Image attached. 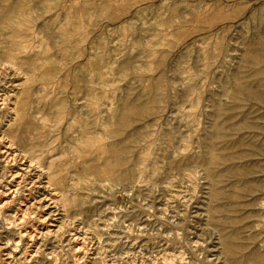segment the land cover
<instances>
[{
  "label": "rangeland",
  "instance_id": "obj_1",
  "mask_svg": "<svg viewBox=\"0 0 264 264\" xmlns=\"http://www.w3.org/2000/svg\"><path fill=\"white\" fill-rule=\"evenodd\" d=\"M23 2L0 25V264H264V0ZM54 66L76 84L43 80ZM130 102L149 112L117 139L114 183L73 134L114 142Z\"/></svg>",
  "mask_w": 264,
  "mask_h": 264
},
{
  "label": "bare ground",
  "instance_id": "obj_2",
  "mask_svg": "<svg viewBox=\"0 0 264 264\" xmlns=\"http://www.w3.org/2000/svg\"><path fill=\"white\" fill-rule=\"evenodd\" d=\"M202 1V0H201ZM237 2H239V1H237ZM244 2V1H243ZM243 2H241V3H243ZM238 4H240V3H238ZM24 2H23V0H19V2H17V3H14V4H12V3H10V4H8L6 7H2V5H0V25H2V24H4V23H7V24H10L11 22H12V17L16 14V13H19V12H21L22 11V9L24 8ZM235 12V11H234ZM233 13V12H232ZM231 13V14H232ZM236 13V12H235ZM224 14V13H223ZM29 15V14H28ZM218 15V14H217ZM229 16H230V14H229ZM35 18V17H34ZM213 18H214V16H213ZM231 18H233V17H231ZM209 20H212V19H209ZM215 20H217V19H215ZM213 21V20H212ZM213 23V22H212ZM173 29H175L174 27H173ZM260 34V33H259ZM256 38V37H255ZM255 40H258V39H255ZM174 43V42H173ZM263 43H264V41H263ZM174 46V45H173ZM263 48V47H262ZM152 49V48H151ZM151 49L149 50L150 51V54H151ZM204 49V48H203ZM251 49V48H250ZM202 50V49H201ZM254 50V49H253ZM252 50V51H253ZM256 50V49H255ZM254 50V51H255ZM257 53V52H256ZM262 53V52H261ZM245 54V53H244ZM257 55V54H256ZM262 55V54H261ZM263 56V55H262ZM261 56V57H262ZM246 59V58H245ZM254 59H258V58H254ZM248 60V59H247ZM66 61V60H65ZM254 61V60H253ZM55 62V61H54ZM54 62H52V64L54 63ZM51 64V63H50ZM59 64H61V63H59ZM53 65H55V64H53ZM52 65V66H53ZM66 65V64H65ZM250 65V64H249ZM261 65V64H260ZM259 65V66H260ZM189 66V65H188ZM253 66V65H252ZM256 66V65H255ZM257 66H258V62H257ZM249 67H251V66H249ZM65 69V68H64ZM63 71V69H62V67H58V66H54V67H52L51 68V70H49V71H46L45 72V75H44V78H43V80H48V81H54V79H56V77H60V78H64V79H67L68 77H70V76H73V78H74V84H76V80L78 81V75H77V73L76 72H74V74H70V72H69V69L67 68V71H66V69H65V73H63L62 72ZM71 71V70H70ZM259 71V70H258ZM33 73V72H32ZM29 77H32V78H35V73L34 74H31V76H29ZM42 78V77H41ZM33 80V79H32ZM69 80V79H68ZM236 81V80H235ZM158 82H159V80H158ZM67 83V82H66ZM65 84V83H64ZM244 84V83H243ZM64 86V85H63ZM249 86V85H248ZM253 86V85H252ZM66 87V86H65ZM75 87H77V85L75 86ZM256 87V86H255ZM64 88V87H63ZM242 89H244V88H240L239 90H242ZM257 89V88H256ZM242 91H244V92H242V93H245L246 91L245 90H242ZM29 92H30V90H29ZM258 92V91H257ZM262 92V91H261ZM254 93H256V92H254ZM65 94V93H64ZM246 94L249 96V97H252V94H250V93H247L246 92ZM257 94V93H256ZM29 96V95H28ZM245 96V95H244ZM255 96V95H254ZM234 98L235 99H238V100H240L241 99V91H240V93L239 94H236L235 96H234ZM59 100V101H58ZM57 101H54V102H52V104L57 108H59V112L57 113V118H56V123H58V125L60 124V123H62L65 119H66V117H67V115H70V113L66 110L67 109V107H68V102H67V99H66V97H61V99H58ZM151 100H152V98H151ZM156 100V97H153V101H155ZM31 102V101H30ZM133 102V101H132ZM132 102H130L131 104L127 107V108H125V109H123L118 115H117V120L115 121V124H114V127L113 128H111L109 131H108V134H107V137H111V138H113L115 141L113 142V140H112V142L110 143V144H105V143H103L101 140H102V138H103V136H105V135H103V136H101L102 135V133H101V135L100 134H98L93 140L91 139L90 141H88V140H85V136H86V132H87V130L90 128H88V122L86 123L85 121H83L82 119H81V121H80V119H79V122H81L80 123V126H79V128H78V130H77V132L75 133V134H73V138H74V141H76V142H79L80 144H79V147H78V151H79V154H80V156L81 157H84L85 156V153H87V151H88V149L89 150H93V149H95V151H97V152H102V153H105V156H104V158H103V163H102V167L101 168H96V166L93 168V166L91 167L95 172H97V173H102V174H104L105 176H107L108 177V179H110L112 182L114 181V183H115V181H122V176L124 175L125 176V174H123L122 175V173H121V170H122V168L123 167H126V166H124L126 163H125V159H124V157H123V154H125L124 152H126L125 150H126V148H127V146L125 147L123 144V142H121V141H117V139H118V137L121 135V133H122V129L125 127V126H128V124L130 123L131 124V122L133 121V119H132V117H135V116H139V114H147V112H149L147 109H148V106H145V105H141V104H134V103H132ZM136 102V101H135ZM126 105H127V103H126ZM192 106H193V104H192ZM71 107V106H70ZM24 108V107H23ZM123 108V107H122ZM192 108V107H191ZM232 108V107H231ZM28 111V110H27ZM71 111V110H70ZM217 111V110H216ZM135 112V116H134V113ZM223 112V111H222ZM72 113V112H71ZM220 114V113H219ZM218 114V115H219ZM140 117V116H139ZM234 117V116H233ZM28 119H29V117H27ZM27 118H26V120H27ZM72 121H70V122H68V123H70V124H68L67 126H66V128H68V129H74L73 128V126H74V122L75 121H77L76 119V117H74V118H76L75 120H74V118H73V115H72ZM81 118V117H80ZM96 118V117H95ZM136 118V117H135ZM89 119V118H88ZM87 119V120H88ZM114 119V118H113ZM25 120V121H26ZM92 120V119H91ZM91 120H88V121H91ZM94 120V119H93ZM136 121H137V119H136ZM93 122H96L97 123V121H93ZM31 123H33V120H32V122ZM30 123V124H31ZM114 123V122H113ZM20 124H22V123H20ZM19 125V124H18ZM105 125V124H104ZM132 125H133V123H132ZM55 126V125H54ZM90 126V125H89ZM92 126V125H91ZM29 127H31V126H29ZM130 127V126H129ZM128 127V128H129ZM18 128H22V127H18ZM23 128H25V127H23ZM57 128V127H56ZM32 129H33V127H32ZM126 129V128H125ZM124 129V130H125ZM22 130H24L25 131V129H22ZM92 130V129H91ZM105 130V127H104V129L102 130V131H104ZM19 131V130H18ZM29 131V130H28ZM23 132V131H22ZM105 132H106V130H105ZM139 132H140V130H139ZM170 132V131H169ZM223 132V131H222ZM27 133V132H26ZM73 133V132H72ZM89 133H92V132H89ZM127 133V132H126ZM171 133V132H170ZM226 133V132H225ZM30 134V133H29ZM94 134V133H93ZM104 134H106V133H104ZM146 134V133H145ZM23 135V134H22ZM27 135V134H26ZM166 135V134H165ZM19 136H21V135H19ZM141 136V135H140ZM173 136V135H172ZM216 136V135H215ZM220 136V135H219ZM127 137H129L128 135H127ZM135 137H137V136H135ZM211 137H214V136H211ZM22 138V137H21ZM27 138V137H26ZM104 138H106V137H104ZM120 138H121V136H120ZM125 138V137H124ZM131 138V137H130ZM134 138V137H133ZM132 138V139H133ZM166 138V137H165ZM23 139V138H22ZM21 139V140H22ZM28 139V138H27ZM110 139V138H109ZM127 139V138H126ZM141 139H142V137H141ZM155 139V138H154ZM210 139H213V138H210ZM135 140V139H134ZM158 140V139H157ZM24 141V140H23ZM29 141V140H28ZM27 140L25 141V142H28ZM111 141V140H110ZM126 141V140H125ZM129 141V140H128ZM159 141V140H158ZM164 141V140H163ZM22 142V141H21ZM31 142V141H30ZM150 142V141H149ZM157 142V141H156ZM216 142V141H215ZM95 143H99L97 146H95ZM109 143V142H108ZM123 143V144H122ZM126 143H127V141H126ZM125 143V144H126ZM161 144H164L163 146H161V147H163L166 151H169L170 150V148L173 146L172 144H173V142H172V137L171 136H168L166 139H165V141L163 142V143H161ZM160 144V145H161ZM206 144H207V142H206ZM207 146H211V145H207ZM229 147V146H228ZM227 147V148H228ZM162 149V148H161ZM208 149V148H207ZM151 150V149H150ZM210 150V149H209ZM232 151H234V150H232ZM89 153V152H88ZM93 153V152H92ZM79 154H78V156H79ZM96 154V153H95ZM98 154V153H97ZM209 154V153H208ZM220 155V154H219ZM95 156V155H94ZM125 156H127V154L125 155ZM204 156L205 155H203V158H204ZM98 157H100V156H98ZM93 159L94 157L93 156H91L90 157V159ZM97 158V157H96ZM236 158H239V153L237 152V153H235V151H234V153H230V154H225V155H221V156H218V157H216V159H215V161H213V163L215 162L216 164H224V163H228V162H230L231 160L233 161L234 159H236ZM126 159H128V158H126ZM130 159V158H129ZM207 159V158H206ZM87 161V160H86ZM93 161L95 162V161H97V160H95V159H93ZM98 161H100V160H98ZM83 162V161H82ZM130 162V161H129ZM210 162V161H209ZM208 162V163H209ZM212 162V161H211ZM215 163H214V165H215ZM55 163H54V161H52L51 163H50V167H49V169H50V174H52L51 176H50V180H53L54 181V177L55 178H60L61 179V176H62V174H61V172H62V170H60V171H58V172H56L55 170H54V167H55V165H54ZM87 164H88V161H87ZM86 164V165H87ZM131 164V163H130ZM222 164V165H223ZM233 164V163H232ZM232 164H229L228 165V170H229V168L230 169H232V170H234L235 168V166L234 165H232ZM83 166L84 167V169H86V167L87 166ZM93 165V164H92ZM209 165V164H208ZM230 165H232V166H230ZM66 166V165H65ZM175 166H177V165H175ZM221 166V165H220ZM230 166V167H229ZM91 168H89L88 167V169H86V171L87 170H91ZM83 169V170H84ZM226 169V168H225ZM89 170V171H90ZM92 170V171H93ZM131 170H133L132 168H131ZM207 170H208V168H207ZM213 170H216V168H214V169H212V171ZM85 171V172H86ZM212 171H210V173L212 172ZM84 172V171H83ZM127 172V171H126ZM97 173H95V174H97ZM124 173V172H123ZM134 173V172H133ZM132 173V174H133ZM240 173H245V170L244 169H240ZM131 174V175H132ZM209 174V173H208ZM212 174V173H211ZM98 175V174H97ZM221 175V174H220ZM128 176L129 175H127V178H128ZM219 176V175H218ZM53 177V178H52ZM101 177H102V175H101ZM213 177V176H212ZM215 177H217V176H215ZM214 177V178H215ZM133 178V177H132ZM220 178V177H219ZM213 179V178H212ZM59 180V179H58ZM130 180V179H129ZM218 180V179H217ZM120 181V182H121ZM216 181V180H215ZM212 182H213V180H212ZM52 183V182H51ZM118 183V182H117ZM216 184V183H215ZM217 192V191H216ZM213 209V208H212ZM213 210H215V209H213ZM219 211V210H218ZM215 212V211H214ZM213 212V214L214 215H216L215 213ZM226 236V235H225ZM236 238V237H235ZM228 239V238H227ZM239 242V241H238ZM231 243V242H230ZM244 244V243H243ZM239 246H241V245H239ZM244 247V246H243ZM244 249V248H243ZM245 251V250H244ZM227 252L229 253V254H231V253H233L232 252V249H231V247H230V244L228 243V246H227ZM239 252V251H238ZM234 254V253H233ZM241 255L243 254L242 252L240 253ZM257 256H259L258 254H256ZM240 256V255H239ZM238 256V257H239ZM248 256H250V255H248ZM238 257H236V258H238ZM245 257V256H244ZM232 259V258H231ZM241 259V258H240ZM257 259V258H256ZM255 259V260H256ZM238 260V259H237ZM241 260H244V258H242ZM233 261H235V260H233ZM232 261V262H233ZM260 261H262V260H260ZM253 262V261H252ZM236 264V263H235ZM254 264V263H253Z\"/></svg>",
  "mask_w": 264,
  "mask_h": 264
}]
</instances>
